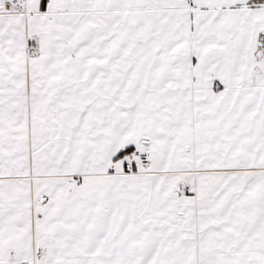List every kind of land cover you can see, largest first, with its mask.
<instances>
[{
  "label": "snow or ice",
  "instance_id": "snow-or-ice-1",
  "mask_svg": "<svg viewBox=\"0 0 264 264\" xmlns=\"http://www.w3.org/2000/svg\"><path fill=\"white\" fill-rule=\"evenodd\" d=\"M0 264H264V0H0Z\"/></svg>",
  "mask_w": 264,
  "mask_h": 264
}]
</instances>
